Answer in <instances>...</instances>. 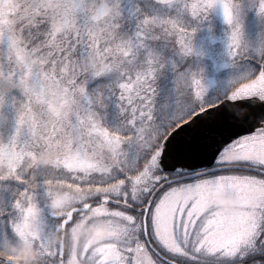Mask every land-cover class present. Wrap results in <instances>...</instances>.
Wrapping results in <instances>:
<instances>
[{"label": "snow or ice", "instance_id": "obj_1", "mask_svg": "<svg viewBox=\"0 0 264 264\" xmlns=\"http://www.w3.org/2000/svg\"><path fill=\"white\" fill-rule=\"evenodd\" d=\"M0 165V264H264V0H0Z\"/></svg>", "mask_w": 264, "mask_h": 264}, {"label": "clouds", "instance_id": "obj_2", "mask_svg": "<svg viewBox=\"0 0 264 264\" xmlns=\"http://www.w3.org/2000/svg\"><path fill=\"white\" fill-rule=\"evenodd\" d=\"M50 162V158L45 161ZM2 167V165H0ZM222 206L223 208L230 212V213H235L238 210L239 207V202L233 198V197H228V198H222ZM95 231H98L100 233H106V229H94ZM86 232L88 230H85ZM11 253L15 254L16 258V264H21V261H26L27 264H35L36 260L38 259L37 257V252L34 248H32L31 245H25L22 247H11ZM9 253H0V255H8Z\"/></svg>", "mask_w": 264, "mask_h": 264}, {"label": "rangeland", "instance_id": "obj_3", "mask_svg": "<svg viewBox=\"0 0 264 264\" xmlns=\"http://www.w3.org/2000/svg\"><path fill=\"white\" fill-rule=\"evenodd\" d=\"M222 198H228V197H221V202H222ZM15 246V247H22V246H25V244L23 242H17L15 244L12 245V247ZM23 261V260H22Z\"/></svg>", "mask_w": 264, "mask_h": 264}, {"label": "flooded vegetation", "instance_id": "obj_4", "mask_svg": "<svg viewBox=\"0 0 264 264\" xmlns=\"http://www.w3.org/2000/svg\"><path fill=\"white\" fill-rule=\"evenodd\" d=\"M21 263H22V264H23V263H25V264H26L27 262H26V261H21Z\"/></svg>", "mask_w": 264, "mask_h": 264}]
</instances>
